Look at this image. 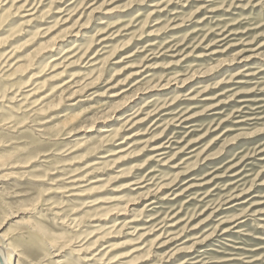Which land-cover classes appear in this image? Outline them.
Masks as SVG:
<instances>
[{
  "label": "rangeland",
  "instance_id": "obj_1",
  "mask_svg": "<svg viewBox=\"0 0 264 264\" xmlns=\"http://www.w3.org/2000/svg\"><path fill=\"white\" fill-rule=\"evenodd\" d=\"M0 238L16 264H264V0H0Z\"/></svg>",
  "mask_w": 264,
  "mask_h": 264
},
{
  "label": "bare ground",
  "instance_id": "obj_2",
  "mask_svg": "<svg viewBox=\"0 0 264 264\" xmlns=\"http://www.w3.org/2000/svg\"><path fill=\"white\" fill-rule=\"evenodd\" d=\"M6 1V0H5ZM3 2V1H2ZM4 3V2H3ZM2 3V4H3ZM32 10H33V8H31ZM35 9V8H34ZM29 11V10H28ZM35 11V10H34ZM60 13V12H59ZM33 14H30V15H27V16H32ZM150 47V46H149ZM152 47V46H151ZM54 48V47H53ZM66 53V52H65ZM64 53V54H65ZM54 59V58H53ZM51 62L52 61H54V60H50ZM138 73V72H137ZM67 83H69V82H66L65 84H62V85H66ZM62 87H64V86H62ZM61 87V88H62ZM67 89V88H66ZM68 89H70V88H68ZM64 91H65V89H64ZM63 90H62V93L64 92ZM79 92V91H78ZM76 93H77V91H73L71 94H70V96L67 98L68 100H71V99H73V97L76 95ZM62 95V94H61ZM76 97V96H75ZM155 97V96H154ZM155 100H157L156 98H152L150 101H148L144 106H143V109L144 110H146L148 107H150L149 105H150V103H152V102H154ZM162 107H160V108H156L155 109V111H154V113H147L146 115H145V118H147V117H151V116H153L154 114H156V112H157V110H159V109H161ZM138 111H136V112H134V113H130V114H127L126 115V117H130L131 115H134L135 113H137ZM142 113V111L140 112V113H138L137 115H135L134 117H132V118H129L128 120H126L125 121V124L126 125H131V127H133L134 125H137V124H139V123H141V122H138V121H134V119H136V117H138V115H140ZM65 116V115H64ZM64 116H61V117H63V118H65L64 120L65 121H69L70 120V118L69 117H67V115H66V117H64ZM182 118H179V119H175L174 121L175 122H177V121H180ZM73 120H75V119H71L70 120V122H69V125L73 122ZM134 121V122H133ZM145 121V120H144ZM185 121V120H184ZM75 122V121H74ZM62 126V123H61V125H60V129L62 128L61 127ZM65 126H67V125H65ZM120 130H113V129H111V126H106V127H102L101 129H99V139H102L101 141H103L104 143H106V145H108V143H109V141H113V140H115L116 138H117V135H118V132H119ZM126 139H130V138H126ZM169 143V141H166L165 142V144H168ZM167 146V145H166ZM163 145L161 146V145H158L157 147H155L154 149H153V152H154V158L152 159V161L154 160V159H157V161L159 160V158H161L164 154L163 153H161V151H163L162 149H163ZM119 153V152H118ZM76 180V179H75ZM76 181H72V182H70V183H75ZM78 182V181H77ZM139 183H141V182H139ZM133 185H135L134 183H132ZM73 188V187H72ZM162 189V188H161ZM69 191H71V190H69ZM82 194V193H81ZM83 195V194H82ZM78 196H80V194H79V192L78 193H71L70 194V196L69 197H78ZM154 203V201L153 202H151V203H149L148 204V206L149 205H151V204H153ZM2 238V237H1ZM0 238V239H1ZM50 243V242H49ZM196 244H198L197 242H196ZM194 257V258H193ZM189 260H191L190 262V264H199V263H201V261H198L197 260V257H195V256H192V257H190V258H185V259H183L182 261H180V262H178V263H176V264H189L188 262H189ZM195 260H197V261H195ZM13 262V264H16V259L15 258H12V254L10 255L9 254V256H6L3 252H2V250L0 249V264H11Z\"/></svg>",
  "mask_w": 264,
  "mask_h": 264
}]
</instances>
